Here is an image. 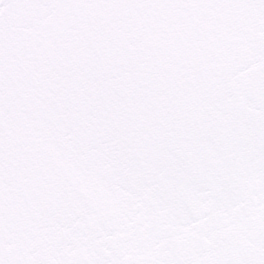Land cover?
Here are the masks:
<instances>
[{
  "label": "snow or ice",
  "instance_id": "1",
  "mask_svg": "<svg viewBox=\"0 0 264 264\" xmlns=\"http://www.w3.org/2000/svg\"><path fill=\"white\" fill-rule=\"evenodd\" d=\"M0 264H264V0H0Z\"/></svg>",
  "mask_w": 264,
  "mask_h": 264
}]
</instances>
